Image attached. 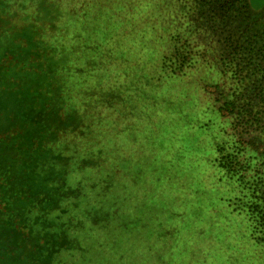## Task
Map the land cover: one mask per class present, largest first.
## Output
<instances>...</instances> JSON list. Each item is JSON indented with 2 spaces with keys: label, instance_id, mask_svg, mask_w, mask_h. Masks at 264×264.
<instances>
[{
  "label": "trees",
  "instance_id": "obj_1",
  "mask_svg": "<svg viewBox=\"0 0 264 264\" xmlns=\"http://www.w3.org/2000/svg\"><path fill=\"white\" fill-rule=\"evenodd\" d=\"M257 2L0 0V264H59L85 249L97 181L111 185L117 167L113 87L127 95L150 73L193 82L219 115L226 140L214 164L238 184L235 211L264 242Z\"/></svg>",
  "mask_w": 264,
  "mask_h": 264
},
{
  "label": "rangeland",
  "instance_id": "obj_2",
  "mask_svg": "<svg viewBox=\"0 0 264 264\" xmlns=\"http://www.w3.org/2000/svg\"><path fill=\"white\" fill-rule=\"evenodd\" d=\"M254 6L264 32V0ZM152 75L132 81L127 95L113 87L108 149L117 167L111 185L97 181L101 211L91 215L89 236L80 235L85 249L58 263L264 264V242L235 211L238 184L214 164L226 140L221 118L193 82Z\"/></svg>",
  "mask_w": 264,
  "mask_h": 264
}]
</instances>
